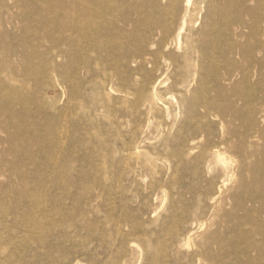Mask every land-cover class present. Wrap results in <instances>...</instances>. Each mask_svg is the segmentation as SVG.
Returning a JSON list of instances; mask_svg holds the SVG:
<instances>
[{"label": "rangeland", "instance_id": "rangeland-1", "mask_svg": "<svg viewBox=\"0 0 264 264\" xmlns=\"http://www.w3.org/2000/svg\"><path fill=\"white\" fill-rule=\"evenodd\" d=\"M81 1L0 0V264H264V0L99 55Z\"/></svg>", "mask_w": 264, "mask_h": 264}, {"label": "bare ground", "instance_id": "bare-ground-1", "mask_svg": "<svg viewBox=\"0 0 264 264\" xmlns=\"http://www.w3.org/2000/svg\"><path fill=\"white\" fill-rule=\"evenodd\" d=\"M104 1V0H102ZM111 1V0H110ZM142 0H140L141 2ZM145 0H143V2L141 3H132V5L134 6L133 10H132V6L127 9H130L131 11H133L132 15L134 16L133 18L131 17L130 19H126L125 22H123L124 20H121L120 18L122 17L123 18V10L124 8H126V6L129 5V2H125L124 0H121L120 2H116L114 5H103L105 2H99V0H82L81 1V4H79L80 6V11H79V14L77 16V22L75 23L76 25V29L75 31L77 32V43L79 45L78 49H81L82 50V53H86L87 51L91 52V55L93 52H100L102 51L103 49H105L107 51V49L109 50L110 48L113 47L112 45V39L110 40H106V37H105V31H109L112 29V31H116L115 34H117V39L114 38V40H122L124 39V36L126 35V33L128 32H135V34L137 33V35H139V33L142 35L143 34H147L148 31H149V24L154 21H151L154 16L156 15L157 16H160V19H162V28H160L159 30V33H158V36L160 37L159 39L162 40V45L164 48H168L170 45L172 46V42L175 41V40H178L179 39V34H180V31L182 30V28L185 26V21H186V18L188 17V14L190 13L191 11V0H165V2L162 4L161 3V0H149L148 2H144ZM194 1V0H193ZM192 1V2H193ZM71 2V1H70ZM114 2V0L112 1V3ZM139 2V0H138ZM200 2V1H199ZM226 2V1H225ZM77 3V2H76ZM103 3V4H102ZM196 5V4H195ZM212 6V5H211ZM64 7V6H63ZM73 7V6H72ZM67 8V7H66ZM65 8V9H66ZM193 8V7H192ZM195 8V7H194ZM69 9V8H68ZM196 9V8H195ZM225 9V7H224ZM176 10H180V14H176L175 15V11ZM65 11V10H64ZM63 11V12H64ZM73 11V10H72ZM177 13V11H176ZM225 13V12H224ZM67 14V13H66ZM130 15V14H129ZM128 15V17H129ZM213 15V14H212ZM223 15V14H222ZM66 17V16H65ZM155 17V18H156ZM162 17V18H161ZM158 19V18H157ZM159 19V20H160ZM63 20V19H62ZM158 20V21H159ZM216 20V18H215ZM157 21V22H158ZM161 21V20H160ZM214 21V20H213ZM240 21V20H239ZM215 22V21H214ZM223 22V21H222ZM122 23V24H121ZM156 23V22H155ZM154 23V24H155ZM158 24V25H161V24ZM187 23V22H186ZM213 23V22H212ZM218 23V22H217ZM243 23V22H242ZM69 24V23H68ZM216 23H214L215 25ZM74 25V24H73ZM211 25V24H210ZM213 25V24H212ZM213 25V26H214ZM218 24H216L215 26H217ZM67 26V25H66ZM152 26V25H151ZM150 26V27H151ZM157 25H155L156 27ZM214 26L215 30H216V27ZM68 27V26H67ZM211 27V26H210ZM69 28V27H68ZM153 28V26H152ZM213 28V27H212ZM213 28V29H214ZM219 28V27H217ZM70 29V28H69ZM114 29V30H113ZM156 30L158 29V27L155 28ZM239 29V28H238ZM67 30V29H66ZM151 30V29H150ZM155 31V30H154ZM214 31V30H213ZM220 31V30H219ZM74 32V33H76ZM105 32V33H104ZM152 32V31H151ZM150 32V33H151ZM208 32V31H207ZM212 33V30L209 31ZM216 32V31H214ZM113 33V32H112ZM149 33V34H150ZM154 33V32H153ZM153 33H152V36H153ZM217 33V32H216ZM156 34V33H155ZM63 35V34H62ZM74 35V34H73ZM72 35V36H73ZM75 35V36H76ZM108 35H109V32H108ZM114 35V34H113ZM208 35V34H207ZM206 35V36H207ZM212 35V34H210ZM209 35V37H210ZM64 36V35H63ZM107 36V35H106ZM110 36V35H109ZM128 36V35H127ZM134 36V35H133ZM145 35H143V38H144ZM151 36V35H150ZM156 36V35H155ZM206 36H203L206 38ZM213 36V35H212ZM211 36V37H212ZM217 36V35H216ZM214 36V37H216ZM240 36V35H239ZM112 37H115V36H112ZM220 37V36H218ZM217 37V38H218ZM225 37V36H224ZM68 38V37H67ZM72 38V37H71ZM135 38V37H134ZM142 38V39H143ZM146 38V37H145ZM148 38V36H147ZM153 38V37H152ZM151 38V39H152ZM63 39V38H62ZM109 39V38H108ZM149 39V38H148ZM214 39V38H212ZM128 41L130 39H127ZM137 40V39H136ZM158 40V38H157ZM156 40V41H157ZM203 40V39H202ZM219 40V39H218ZM217 40V41H218ZM75 41V42H76ZM127 41V42H128ZM132 41V40H131ZM134 41V40H133ZM132 41V42H133ZM143 41V40H142ZM149 41V40H148ZM147 41V42H148ZM208 41V40H207ZM206 41V42H207ZM215 41V40H214ZM63 42V41H62ZM74 42V41H73ZM116 42V41H115ZM120 42V41H119ZM123 42V41H122ZM141 42V41H140ZM205 42V40H204ZM213 42V41H211ZM124 43V42H123ZM153 43V42H152ZM152 43L151 42H148L147 45L148 46H152ZM158 43V42H157ZM210 43V42H209ZM216 43V42H215ZM116 44V43H115ZM143 44V43H142ZM202 44V42H201ZM206 44V43H205ZM208 44V43H207ZM214 44V43H213ZM218 44H219V41H218ZM217 44V46H218ZM118 45V44H117ZM147 45H145L147 47ZM211 44L208 45V47L210 46ZM215 45V44H214ZM115 46V45H114ZM130 46V45H128ZM144 46V47H145ZM158 46V45H157ZM170 46V48H171ZM204 46V45H203ZM202 46V47H203ZM161 47V46H160ZM162 47V48H163ZM73 48V47H72ZM114 48V47H113ZM112 48V49H113ZM122 48V47H120ZM119 48V50H121ZM125 48V47H124ZM123 48V49H124ZM131 48V47H130ZM204 50L206 47H203ZM214 48V47H213ZM216 48V47H215ZM69 49V48H68ZM146 49V48H145ZM155 49V48H154ZM159 49V48H158ZM157 49V50H158ZM183 49V48H182ZM202 49V48H201ZM104 50L105 53H108ZM125 50V49H124ZM123 50V51H124ZM197 50V49H196ZM200 50V49H199ZM209 50H212L211 47ZM216 50V49H215ZM127 51V50H126ZM184 51V50H183ZM198 51V50H197ZM207 51V50H206ZM217 51V50H216ZM215 51V52H216ZM111 52V51H110ZM115 52V51H114ZM146 52H147V49H146ZM196 52V51H195ZM201 52V51H200ZM211 52V51H210ZM80 52V54H82ZM102 53V52H101ZM123 53V52H121ZM120 53V54H121ZM192 53V52H191ZM199 53V51H198ZM202 53V52H201ZM205 53V51H204ZM70 54V53H69ZM82 54V55H83ZM94 54V53H93ZM100 54V53H99ZM98 53H96L95 55H99ZM197 54V53H196ZM206 54V53H205ZM212 54V53H211ZM217 54V53H216ZM87 55V53H86ZM112 55V54H111ZM201 55V54H200ZM74 56V54H73ZM88 56H90V53L88 54ZM107 56V54H106ZM199 56V55H198ZM84 57V56H82ZM90 57H93V56H90ZM98 57V56H97ZM102 57V56H101ZM86 58V56H85ZM66 59V58H65ZM90 59V58H89ZM95 59V57H94ZM133 59V58H132ZM181 59V58H180ZM99 59H96L94 61L95 65L97 66L98 65V61ZM145 60V59H144ZM92 61V60H91ZM205 61V60H204ZM208 61V60H207ZM93 62V61H92ZM199 62V61H198ZM212 62V61H211ZM217 63V62H216ZM219 65V64H218ZM203 67V66H202ZM66 68V67H65ZM99 68V67H98ZM142 71V70H141ZM145 77V76H144ZM220 77V76H219ZM127 93V92H126ZM249 93V92H248ZM247 93V94H248ZM253 94V92H252ZM251 94V95H252ZM260 95H262L260 93ZM127 96V95H126ZM129 96V95H128ZM245 96H247L245 94ZM257 96V95H256ZM255 96V97H256ZM241 97V96H240ZM249 97V96H247ZM251 97V96H250ZM253 97V98H255ZM252 98V99H253ZM246 99V97L244 98ZM249 100V101H252ZM257 99V98H256ZM247 100V99H246ZM254 100V99H253ZM183 102V101H182ZM247 108V107H246ZM206 110V109H205ZM211 111V110H210ZM251 112V111H250ZM248 113V112H247ZM252 113V112H251ZM249 115V114H248ZM216 119H218L216 117ZM223 124V123H221ZM224 127V126H223ZM211 150V149H210ZM216 150V149H215ZM214 150V151H215ZM206 152V151H205Z\"/></svg>", "mask_w": 264, "mask_h": 264}]
</instances>
